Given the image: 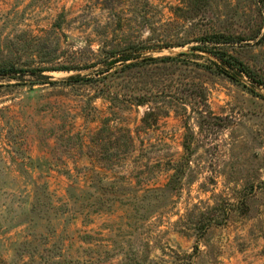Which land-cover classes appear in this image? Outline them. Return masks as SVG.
I'll return each instance as SVG.
<instances>
[{"label":"rangeland","instance_id":"1","mask_svg":"<svg viewBox=\"0 0 264 264\" xmlns=\"http://www.w3.org/2000/svg\"><path fill=\"white\" fill-rule=\"evenodd\" d=\"M0 264H264V0H0Z\"/></svg>","mask_w":264,"mask_h":264},{"label":"trees","instance_id":"2","mask_svg":"<svg viewBox=\"0 0 264 264\" xmlns=\"http://www.w3.org/2000/svg\"><path fill=\"white\" fill-rule=\"evenodd\" d=\"M220 41H222V40L216 39L214 43H218V44H227V43H230V42H228V40H225L224 42H220ZM212 53H214L213 54L214 56H216L219 59H221L222 61H224V57H223V55L220 54L219 51L214 52L212 50ZM230 59L232 60V62H228V65H229V68L231 70L237 71L238 73L243 74V75L244 74H248L247 73L248 71L245 68H243L242 64H239L236 60H234L232 58H230ZM174 60L175 59L168 58V61H174ZM35 72H43V71L38 70V71H34L32 73H35ZM148 118H149V115H146V117L144 118V122H146L148 120ZM175 177H176V175H173L171 181H173V178H175Z\"/></svg>","mask_w":264,"mask_h":264}]
</instances>
